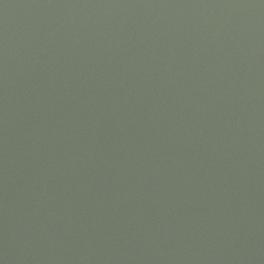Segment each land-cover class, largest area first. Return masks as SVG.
Listing matches in <instances>:
<instances>
[{"label":"water","instance_id":"water-1","mask_svg":"<svg viewBox=\"0 0 264 264\" xmlns=\"http://www.w3.org/2000/svg\"><path fill=\"white\" fill-rule=\"evenodd\" d=\"M0 264H264V0H0Z\"/></svg>","mask_w":264,"mask_h":264}]
</instances>
